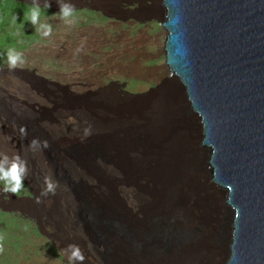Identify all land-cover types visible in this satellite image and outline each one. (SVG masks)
<instances>
[{"label":"rangeland","instance_id":"374dc122","mask_svg":"<svg viewBox=\"0 0 264 264\" xmlns=\"http://www.w3.org/2000/svg\"><path fill=\"white\" fill-rule=\"evenodd\" d=\"M86 2L88 5L81 1L69 4L74 6L71 23L58 15L52 16L64 5L61 0L48 3L47 10L42 6L40 22L52 25L48 37L36 32L39 22L33 25L23 21L25 11L14 10L15 6L7 4L0 7V163L9 167L19 152L24 154L21 160L26 162L24 187L18 193H5L0 182V264H134L136 255L130 251L119 252L115 241L124 240L119 236L115 240L108 225L115 223L137 234L134 230L139 224L132 225L131 218L129 221V216L135 215L130 203L140 197L139 193L148 184L133 170H126L131 181L128 184L134 182L140 192L133 189L129 199L119 193L120 202L112 201L101 183L106 177L104 168L123 164L125 158L132 164L131 157L143 141L149 147L158 144L152 140L154 136L149 141L148 123L142 125L147 121L140 111L142 106L163 99L162 115L168 122L163 141L176 135L184 138V129L188 128L187 116H190L185 112L182 95L169 80L164 66L165 30L160 24L159 0ZM93 7H98L99 13ZM103 10L107 16L101 14ZM14 15L17 23L12 22ZM9 48L23 54L22 66L18 63L15 68L8 67ZM31 76L36 78L37 90L24 81L29 84L28 89L20 91L27 92L31 86L36 92L32 90L29 96L33 98L22 105L18 102L20 97L12 92L11 79L28 77L29 80ZM58 87L80 104L67 106L64 99H56L60 94ZM175 93L183 113L172 104ZM118 104L126 105L129 110L126 125L119 124L115 118L113 107ZM18 110L20 115L11 116L18 114ZM56 110H59L57 115ZM37 111L45 116L39 122L44 130L39 132L31 124L39 115ZM15 118L18 124L29 123L28 132L25 128L22 130L26 136L18 135ZM94 121L96 124L91 126ZM193 122L197 131V121L193 119ZM123 139H128V149L121 148ZM196 142L199 146V139ZM187 150L188 147H182L179 152L187 154ZM179 152L176 154L181 158ZM188 155L189 166H200L203 178L199 183L187 182L184 189L188 186L199 194L196 199L201 215L207 210L213 213L210 200L214 198L215 202L211 191L214 187L210 184L204 157L198 161L193 150ZM107 161L109 164H105ZM48 182L54 188L46 192ZM220 196L219 193L221 203ZM120 209L127 210V215ZM141 217L149 227V214ZM166 223L162 224L164 229H167ZM148 233L149 229H143L140 234L142 237ZM70 245L79 247L83 261L72 256ZM148 246L143 247L144 253ZM201 249L192 251L193 264H209V251L205 253ZM224 254L225 251L217 264L223 263Z\"/></svg>","mask_w":264,"mask_h":264},{"label":"water","instance_id":"95a60500","mask_svg":"<svg viewBox=\"0 0 264 264\" xmlns=\"http://www.w3.org/2000/svg\"><path fill=\"white\" fill-rule=\"evenodd\" d=\"M158 7L166 73L197 121L204 166L226 211L222 264H264V0H159ZM166 226L155 254L187 238ZM108 227L134 254H149L135 233ZM154 238L142 236L147 245Z\"/></svg>","mask_w":264,"mask_h":264},{"label":"bare ground","instance_id":"6f19581e","mask_svg":"<svg viewBox=\"0 0 264 264\" xmlns=\"http://www.w3.org/2000/svg\"><path fill=\"white\" fill-rule=\"evenodd\" d=\"M169 80L174 83L176 90L181 93L178 83L175 80ZM174 95V101H172V104L175 105L174 107H176L178 112L179 110L182 112V103L179 100L180 98L179 96H177V93H175ZM183 101L185 112L190 116V118L187 116L188 122L187 120L186 122L188 124V128L184 129V132L186 133L184 138L176 135L177 138L174 136L169 140L163 141L164 136L166 135L165 133L168 129V122L162 115L165 107L163 99L159 103L155 102L150 104L149 106H142L140 111L144 118H146L147 120L144 121L142 125L148 123V129L150 132L149 141L154 140L158 142V144L149 147V145H146V143L143 141L140 145H137L136 151L131 157L132 164L129 162V158H125L123 164H112L104 168V170L107 172L105 173L106 177L104 178V182L101 181V183L105 192L110 196L112 201L117 200L118 202H120L117 197V194L119 193L120 195H122V197L124 196L125 198L129 199L130 193L133 189L136 193L140 192L137 191L139 187L137 189V185H135L134 182L133 184H128V182L131 181L127 177L128 173L125 174L126 170H133L136 175H140L142 181L148 184L146 187H144L145 189L139 193L140 197H137L134 202L130 203L132 204V206H130V209L135 212V215L128 216L129 221L132 219V225L139 224L137 228H140V230L137 228L134 230L135 232H137L134 237L135 241L139 243L141 249H143L144 246H148L143 242L141 237L143 229H149V233H153V236L155 237L153 240L154 242L149 243V246L147 247L148 250L146 252L150 254V257L152 259H149V254L144 257L138 254H134L125 242L115 241L116 246L118 245V247L116 248L120 250L119 252H121V254H125L127 253L126 251H130V253H132L134 256L136 255L133 261L134 264H193V259L191 258L193 257L191 256L193 254L192 251L196 250V252H198L197 250L199 248L204 249L205 253H208L209 251L210 257L208 256L207 260L209 261V264H217L219 256H222L224 251H226L223 243L220 240H216V237L219 238L220 234L224 235L227 228L225 220L226 211L225 208H223V206L221 205L222 202L220 203L219 201L220 191L214 186L213 190L211 188V191L215 194V202L213 201L214 198L210 200L212 201L211 204L213 207V213L212 210H207L203 215H201V211L199 210L201 206L196 199L199 194L197 195L194 189L190 190L188 186L184 189V185L187 182L190 183L194 180V182L199 183V181L201 182L203 178V173L200 170L199 165H197L199 166L197 168L196 166L195 168L194 166L193 168L189 166V150L194 151V154H196L198 161L201 160V156L203 158V150L200 146H197L196 142L197 139L200 140L199 130H197V137V126H195L196 124H194L195 122H193V119L195 121L196 119L192 114L187 112L184 98ZM137 109L139 110V108ZM113 110H115V118L117 122L119 124L126 125L128 122L129 114L127 106L118 104V106L115 105L113 107ZM104 113H107V111H104ZM90 119L91 118H88L89 121ZM94 124H96L95 121L91 123V126ZM105 125L108 126V124ZM152 136H154V138L151 140ZM98 138L100 137H97V139ZM127 140L128 139H123L121 141L122 149H128ZM182 147L189 148V150H187V154H184L183 152L181 154L179 152ZM177 152L181 154V158H179V156L176 154ZM177 156L178 159L175 158ZM105 164H109L108 161L105 162ZM109 174H111L114 179ZM118 176L120 180H118ZM205 183L207 184V182ZM197 192L199 193V191ZM116 208L118 207L116 206ZM120 210H122V212H125V215H127V210ZM145 214H149V227L148 223H144V221L140 219V217L145 216ZM164 222H167L166 224L170 225L169 228H171L175 234L179 231H185L188 235L184 241L169 244L166 249L161 250L159 253L155 254L153 253V245L155 244V242H158L164 234V228L162 227V224H164ZM112 237H114L115 240H118V236L113 234ZM111 241L113 240L111 239ZM122 243L123 247H121Z\"/></svg>","mask_w":264,"mask_h":264},{"label":"clouds","instance_id":"9594fccd","mask_svg":"<svg viewBox=\"0 0 264 264\" xmlns=\"http://www.w3.org/2000/svg\"><path fill=\"white\" fill-rule=\"evenodd\" d=\"M79 1H81L82 4L88 5L86 0H61V3L64 5L61 6V10L59 13H53L52 16L58 15L60 18L65 20L66 23H71L72 21L70 18L73 16L74 6L69 5V4L74 3V2H76L77 4ZM44 2H45V5H44ZM54 2H57V0H46V1L45 0H40V1L39 0H0V7L3 8V6L1 5L7 4L8 6H15L16 9L14 10L25 11L23 14V21H30L33 25H36L39 22V27L37 28L36 32H38L43 37H48L52 32V25L49 23L40 22L39 18L42 14V6H44V10H47V8L50 6L48 5V3H54ZM83 8H85V6H83ZM92 9H95V11H97L98 13L100 11L98 7H93ZM101 14H104L107 16L104 10L102 11ZM23 21L20 23L21 26H23ZM12 22L17 23V15H14L12 17ZM6 58H7L8 67L10 69L15 68L18 65V63L21 66L24 63L23 54L19 51H16L13 48H9L7 50ZM19 76H22V75H19ZM31 77L32 78H29V80H28V77L15 78L14 81L11 79V83L14 84V87H12V92L16 93L20 97L18 102L21 103L22 105L26 104L25 102L27 99L33 98L32 96H29L30 94L33 93L32 90L34 92H36L37 90L36 89L37 82L35 80L36 78L33 76ZM24 81L33 85L36 90L30 86L27 92L20 91L19 89H24V90L28 89L29 84H27ZM58 91H60L59 92L60 94L56 95V99H64L67 106L80 104L75 99L70 98L63 88L58 87ZM23 97L25 99H22ZM9 109H12V108H9ZM20 112L21 110H18V114L12 113L11 116L15 117L17 115H20ZM24 113H26L25 110H24ZM38 114L39 115H37V118L35 119V121L31 123L35 127V132H39L40 129H43V127L39 124V122L41 121L42 118L45 117L43 116V112H38ZM54 114L56 115L59 114V110L54 111ZM14 121L16 124V128H18V131H17L18 135L26 136L22 134V130L23 128H25L28 132L29 123H25L23 121L22 123L18 124V119L16 118L14 119ZM28 121H29V118H28ZM33 143H35V141H33ZM19 148L24 150V147L19 146ZM22 155H24L22 152L17 153V155L13 158V162L11 163V165L7 168L4 167L3 163H0V182H2V190L5 193L16 194L24 187L23 180L25 178V173H26V167H25L26 162L21 160L23 158L21 157ZM4 159L6 161L7 157L5 156ZM53 188H54L53 184L48 182L46 192L52 191ZM70 247L73 248L72 256L76 260L83 261L84 256L81 253L79 247L75 245H70Z\"/></svg>","mask_w":264,"mask_h":264}]
</instances>
